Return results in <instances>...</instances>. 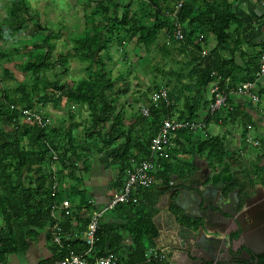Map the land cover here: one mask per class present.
<instances>
[{
	"label": "trees",
	"instance_id": "1",
	"mask_svg": "<svg viewBox=\"0 0 264 264\" xmlns=\"http://www.w3.org/2000/svg\"><path fill=\"white\" fill-rule=\"evenodd\" d=\"M135 1L138 7L146 12V15H150L154 11L156 15L153 22L162 20L161 23L147 24L142 22L136 11H133L132 15H130L129 5H126L122 14H120L118 11V6L121 5L119 0H98L97 5L92 8L91 14H103L106 23L96 28L92 35L76 37L72 55L79 57L83 61L96 64L99 72H94L88 79L81 80L77 85L71 81H65L64 84H60L57 81L52 84V87L57 90L61 89V96L75 101L79 105L87 104L89 106L96 118L94 127L97 126V132L105 148L110 147L120 139L123 140L111 154L112 160L121 166L117 187L123 182V175L125 170L131 166L132 159L140 161L149 156L151 140L157 133L160 124L167 117L173 116L171 104L167 106L165 102H161L159 107L152 106L150 116H144L140 113L142 116L137 118V122L141 125L149 123L153 127L148 139L142 140V138L132 136V128L136 125L126 127L124 113L122 111L117 112L115 102L125 94V90H118L114 98H110L109 93L114 88V82L106 71L105 54L103 52L108 48L107 46L110 42L119 37L121 31L127 25H129L127 31H131V37L135 36L137 41L143 43L145 47H149L153 43L161 26H166L171 30L170 41L184 42L187 46L194 47L195 53L193 52V55H195L192 57V61L197 64L193 72L198 76L194 84L186 85V87L194 90L201 100L202 93L205 91L206 95L207 93L209 94L211 83L219 77L223 86L228 84L234 87L241 82L253 80L259 71L260 56L264 53V40L260 43H255L256 41H252L249 37L248 31L253 20H245V18L240 16L237 13V7L229 0H218L217 2L213 0H183L178 10L174 13L176 18L172 19L167 14H162L161 17L158 15L161 11V5L168 0ZM199 6L203 8V12L195 15V7ZM28 8L29 5L26 0H13L6 18L0 22V42L9 37L11 33L21 31L28 26V20L24 16ZM168 10L173 11L174 9ZM257 18L264 27V15ZM177 21L182 25L184 31V39L180 41L173 35ZM235 26H241V36L236 38L237 42H242L245 39L253 48L260 46L258 48L260 49L258 56L246 60L243 65L238 64L234 48L231 45V41L234 40L233 30ZM202 31L206 32V35L216 38L215 46L205 55L198 53V51H201L198 41L199 34ZM204 37L205 35H203ZM45 41L48 42V38ZM51 50L52 46H50V51L31 58L26 63L25 70L31 71L33 74H39L49 68L51 65L49 60ZM223 52H227L230 57L225 58L222 54ZM4 57L5 53L0 51V59ZM61 63H66L64 56H62ZM237 73L242 76L239 77L236 75ZM49 93L45 90L43 97L51 99V96H47ZM261 94H264V91ZM206 95L203 99V109L196 106L194 108L190 107L187 115L178 116L180 119L191 121L201 120L203 125L197 130L187 129L177 134L175 139L176 146L170 150V158L163 160L157 172L154 173L164 183H168L171 180V175L178 168L185 170V174L192 172L191 163H182L181 160H175L179 153L206 154L209 160H215L218 165H221L226 157L232 158L235 154L226 148L223 137H209L206 133L208 124L218 122L222 113L207 114L210 98H207ZM24 96L25 100L23 101L27 102L25 106H20L22 101L16 99L6 101L3 98L0 100V116H5L10 124H16L8 134L0 132V182L4 184V189L9 191L0 200V214L4 222V226L0 228L1 264H8V258L12 254L25 253L29 249L31 242L41 231L47 229L50 232L55 223L51 207L53 204H57L61 208V201L57 200V196L61 191H59L60 188L54 191L53 173L48 171L42 178H39L37 180V182L39 181L38 186H26L23 181L24 168L26 166L31 168L46 161L54 164L52 157L56 154L61 160V169L56 172V177L58 183H62L65 179V174H63L62 170L66 169L68 171L66 175L69 174L71 177H75L76 168L78 167L77 161L79 160L77 148L72 144L74 136L71 130L67 132L68 143L71 146L63 147L64 143L58 140L60 133H58L56 128L49 130L50 125H47L48 123L43 127L38 124L33 126L37 133L38 151L27 150L22 146L23 134L20 131L19 124L23 114L19 108L34 109V100L28 94ZM169 98H171L170 91ZM150 101L151 99L149 98ZM160 113H164L161 119H159ZM233 115H235L234 111H226L225 119H231ZM108 123H111L108 125V130L99 128L106 126ZM134 144L138 148L136 155L130 152ZM262 157L260 156L251 164L252 172L258 175L262 170V167L259 166V161ZM172 158L174 159L171 160ZM238 165L242 170L239 172L240 176L237 178L236 185L241 192L244 189L250 192L253 191L255 180L250 178V169L246 168L247 166L244 165L242 160L239 161ZM243 180L248 185V188L241 185ZM154 183L151 187L138 192V202L119 204L99 218L94 248L89 257L91 262L94 261V257L115 253L124 264H163L157 259L148 260L147 258L148 249L152 245L153 239L159 235L154 223V217L158 212L155 203L161 192L154 190ZM14 191H18V196L15 195ZM152 192H155V195L151 194ZM80 195V203H84L86 194L80 191ZM75 213L78 217L77 211ZM90 218L91 215L83 222V229L89 223ZM69 226L68 221H66L62 226V232L59 233H66ZM127 239L129 243L125 244ZM87 248L88 245L85 240L80 237L69 239L64 241L63 247H58L60 252H58V249H54L52 256L40 260L37 264H53L67 255L70 250L83 252ZM260 264H264V257L261 259Z\"/></svg>",
	"mask_w": 264,
	"mask_h": 264
},
{
	"label": "rangeland",
	"instance_id": "2",
	"mask_svg": "<svg viewBox=\"0 0 264 264\" xmlns=\"http://www.w3.org/2000/svg\"><path fill=\"white\" fill-rule=\"evenodd\" d=\"M26 1L29 8L23 15L28 20V26L21 31L11 33L9 37L0 42V51L5 53V57L0 59V100L3 98L6 101L16 99L22 101L20 106H25L27 102L23 101L25 100L24 95L28 94L34 100V110L44 118H47V125H50L49 130L56 128L58 133H60L58 140L64 143L63 147L71 146L68 143L69 137L67 134L71 130L74 136L72 144L76 146L79 161H81L87 154L95 155L98 150L102 149L103 141L97 132V126L94 127L96 118L87 104L79 105L75 101L68 100L60 95L61 89L57 90L52 87V84L57 81L60 84H64L65 81H71L77 85L81 80L88 79L94 72H99L96 64L83 61L79 57L73 56L72 53L74 39L82 35H92L96 28L106 23L104 21L105 17L103 14H91L92 8L97 5L98 0ZM213 1L217 2L218 0ZM231 1L236 6L237 1ZM119 2L121 3L118 6L120 14H122L125 6L129 5L130 15H132L133 11H136L140 20L144 23L153 24L156 22L160 24L162 21L155 20L153 22L156 13L154 14V11H152L150 15H146V12L138 7L135 0H119ZM181 2L183 0H168L164 2L158 15L161 17L162 14H167L171 19L174 18V13L178 10ZM12 3L13 0H0V22L6 18ZM168 9L174 10L169 11ZM201 12H203L202 7H195V15ZM128 26L121 31L117 39L110 42L107 46L108 48L103 52L105 54L106 71L114 82V88L109 93L110 98H114L118 90H125V94L115 102L116 107L119 108V106L126 103L127 105L130 104V107L133 106L134 112L137 110L133 113V119H128V122L134 123L137 121V118L142 116L140 106L149 104L152 92L163 87L171 93L169 100L172 106L171 113L174 117L187 115L190 107L194 108L196 106L203 109L205 91L202 93L201 100L194 90L186 87V85L194 84L198 76L193 72L197 64L192 61V57L195 55H193L194 47L191 48L184 42L170 41L171 30L166 26H161L153 43L149 47H145L143 43L137 41L134 35V37H131V31H127ZM48 34L49 36L47 37ZM201 35H205V37L201 38ZM233 35L234 40L231 41V45L234 48L236 59H239L240 56L244 60H248L258 56L260 49L253 47H245L243 49V42L236 41V38L241 36V26H235ZM47 38L48 42L45 41ZM198 42L201 48L198 53L205 55L215 46L216 38H212L202 31L199 34ZM50 46H52V50L50 52L49 60L51 65L49 68L39 74H33L31 71L25 70V65L31 58L50 51ZM222 54L225 58L230 57L227 52ZM62 56L66 58L65 64L61 63ZM45 90L50 92L47 96H51V99L43 97ZM206 97H209L208 93ZM262 103H264V99ZM223 114L224 116L226 115V113ZM163 115L164 113H160L159 119ZM35 124L34 120L30 121L24 116H22L19 124L20 131L23 134L22 146L27 150H39L36 142L37 133L33 127ZM110 124L108 123L106 126L99 128L108 130V125ZM14 126L16 124H10L5 116H0V132L8 134ZM129 126H131L129 123L128 125L126 124V127ZM216 127L215 125L211 126L209 131L211 133L216 132ZM229 128L231 131L234 129V127ZM152 129L153 127L149 123L133 126L132 136L147 140L152 133ZM251 135L254 141L264 144V135L261 136L256 130H253ZM243 140L248 145H252L246 139ZM55 161L61 164L59 158ZM59 163L54 165L53 168L50 161L36 164L31 168L26 166L23 171L25 185L38 186L39 181L37 182V180L47 174L48 171L51 172L54 169L58 171ZM245 165L248 168V163ZM4 188V184L0 182V200L9 193ZM65 189L68 190L69 186L61 183V192H59L57 200L61 201L62 209L76 212L72 204L67 206L68 203L65 202V192L63 191ZM14 193L18 196V191H14ZM3 226L4 222L0 214V228ZM16 255L21 257L23 254Z\"/></svg>",
	"mask_w": 264,
	"mask_h": 264
},
{
	"label": "crops",
	"instance_id": "3",
	"mask_svg": "<svg viewBox=\"0 0 264 264\" xmlns=\"http://www.w3.org/2000/svg\"><path fill=\"white\" fill-rule=\"evenodd\" d=\"M236 1L237 13L243 18H245V20H253V23L248 31L250 39H252V41H256L255 43H260L264 40V27L262 22L257 17L264 15V0ZM242 42L243 49H245V47H252L251 44L245 39H243ZM259 47L260 46H257L256 48L258 49ZM237 61L238 64L243 65L246 60L239 56V59H237ZM236 75H238L239 77L242 76L238 73ZM258 90L260 95V101L256 103L252 102L251 99L246 95L231 94L232 102L235 105V115H233L231 119H225L223 113H226V111H224L220 114L218 122H212L208 124L206 129V133L209 136L223 137L226 148L231 152L235 153L232 158L226 157L225 159H228L231 165L234 168L238 169V172H235V175L236 173L238 174L236 175L237 178L240 176L239 172H241L242 170L241 167L238 165L239 161L242 160L244 165L245 163H248V168L250 169V178L252 180L257 179L254 184L255 188L260 186L261 179L259 177L260 174L258 175L252 172L253 170L251 164L257 158L263 156L262 159L259 161V166L262 167V171L260 172H264V144H259L257 146H254L252 144L250 146L243 139H245L247 134L252 137L251 134L253 130H256V132H258L261 136L264 135V103H262V100L264 99V94H261V92L264 91V82L259 86ZM129 105L130 104L127 105L126 103H124L123 105L119 106V108L117 107V112L122 111L124 113L127 125L129 123L130 125L139 126L140 124L137 121H135L134 123L128 122V119H133V113L137 111L136 110L134 112V110L132 109L133 106L130 107ZM214 125L217 126V131L211 133L209 129L211 126ZM249 126H251V128H249ZM229 127H234L233 130L235 131H231ZM229 131L231 132L229 133ZM256 139L259 140L258 138ZM120 140L114 142L108 148L102 146V149L98 150L95 155L87 154L81 159V161L78 160V167L76 168L75 177H71L69 174L66 175L68 172L66 169L62 170L63 174H65V179L62 181V183L69 186L68 190H63L65 192V202L68 203L67 206L72 204L78 214V217L76 213H73L72 216H66L64 217V219L61 220V230L59 232H62V226L63 224H65L66 221H68L70 225L66 233H57L62 237L63 244L66 240L76 239L78 237L84 240L83 234L86 230V227L83 229V222L85 221V219L88 218V216L98 210H101L103 206H106L111 198V195L118 188L117 181L119 178L121 166L119 163L112 160L111 154L118 147V144L123 142V140ZM130 152L135 155L138 153V148L135 144L130 149ZM173 159L174 158H172L171 160ZM175 160H181L182 163H191L193 167L192 172L190 174H185V170H182V168H178L171 175V180L168 183H164L162 179L157 178L154 174V190L161 192L157 197L155 203V207L158 209V212L154 217V223L158 229L159 235L153 239L152 245L148 249L147 255L150 254V251L153 248H157L163 251L166 254V258L161 261L163 262V264H185L186 262L184 257L181 256L182 252L174 250L170 245L171 242L176 246L179 244L182 245L183 242L179 235V225L176 222V214L177 212L181 214V209L178 208L174 203L179 193L177 192L172 196L174 189L181 186V183L186 178H188L194 171L201 169L206 163H209L210 165L213 164L212 166H216L215 168H219L221 166L218 165L215 160H209L206 154L200 155L179 153ZM54 165H58V163H52L53 167ZM59 169H61L60 163L58 170ZM157 170L158 168L155 172H157ZM50 173H52V171ZM195 183L197 182L195 181ZM244 183L245 182L243 180V183H241V185H244L245 188H248V185ZM59 188V191H61V183H59ZM187 189L189 191L193 190L192 188ZM80 191L86 194V201L84 203H80ZM151 194L155 195V192H152ZM71 195H73V198L71 197ZM193 197L194 196L190 192L189 195L184 194L183 204L190 208V206H192L191 200H193ZM67 217L69 218L67 219ZM111 220L114 221L115 219ZM210 230L211 229H209L208 234L212 235ZM75 234L77 236H75ZM220 236L226 238V234H220ZM53 237V227L50 232L47 229L41 231L39 235H37V237L31 242L29 249L25 253H23L21 257H18L16 254H12L8 258V264H37L40 260L52 256L54 249H58V247H61V244L59 245L54 242ZM128 243L129 240L127 239L125 244ZM58 252H60V249H58Z\"/></svg>",
	"mask_w": 264,
	"mask_h": 264
},
{
	"label": "built area",
	"instance_id": "4",
	"mask_svg": "<svg viewBox=\"0 0 264 264\" xmlns=\"http://www.w3.org/2000/svg\"><path fill=\"white\" fill-rule=\"evenodd\" d=\"M174 37L177 40L184 39V31L180 23H176L173 32ZM203 35H201V38ZM264 82V53L261 54L259 59V71L257 76L250 81L241 82L237 86H230L225 84L223 86L220 77L213 81L209 88L210 103L207 107V114L215 115L218 112L234 111L235 105L232 102L231 94H239L248 96L252 102H259V86ZM151 101L149 104H142L140 106V112L144 116H150L151 107H159L161 102H165L167 106L170 105L169 91L166 88H160L155 90L150 95ZM19 108V107H18ZM22 114L28 120H34L36 124L42 127L48 123L47 118H44L40 113L34 109H22ZM203 125L201 120L191 121L188 119H180L178 116L167 117L159 126L157 133L153 136L150 147L149 156L140 161L135 159L131 160V166L125 170L123 175V182L113 192L109 202L104 208L91 214L89 223L84 231V240L88 245V248L83 252H75L70 250L63 258L55 261L53 264H123L120 258L115 253H108L107 255L94 257V261L91 262L89 257L94 248L95 234L98 228L99 218L110 209H113L119 204L136 203L138 202V192L149 188L155 182L154 172L161 166L163 160L170 158V150L176 146L175 139L177 134L182 130H197ZM251 128V126H249ZM246 141L252 143L254 146L259 145L258 141L247 134ZM58 156L53 155L52 160H56ZM57 163V161H55ZM59 163V162H58ZM53 168V166H52ZM57 170L54 169L53 173V188L54 191L59 190V183L56 177ZM53 218L56 220L53 226L54 242L64 246L62 237L57 234L61 230V220L66 216H72L73 212L69 209H61L57 204H53L51 207ZM75 236H77L75 234ZM148 260L157 259L162 261L166 258V254L153 248L150 254L147 255ZM1 264V262H0Z\"/></svg>",
	"mask_w": 264,
	"mask_h": 264
},
{
	"label": "water",
	"instance_id": "5",
	"mask_svg": "<svg viewBox=\"0 0 264 264\" xmlns=\"http://www.w3.org/2000/svg\"><path fill=\"white\" fill-rule=\"evenodd\" d=\"M235 172H238V169L234 168L228 159H224L219 168L206 163L201 169L194 171L186 178L181 186L174 189L172 196L177 192L179 193L174 203L181 209V214L179 212L176 214V217L181 221L175 218L181 228L179 235L183 242L182 245L176 246L172 242L170 245L174 250L182 252L181 256L184 257L185 264H208L212 262L207 256V252L213 248V240L217 242V239H223L224 237L217 236L214 238L215 236L208 234L210 216L222 221H230L240 231L242 224L240 217H243L245 210L239 209L241 199L238 192L231 190V186L236 179ZM187 188L193 190L189 191ZM189 192L194 196L191 202L195 203L196 211L198 214L201 213L199 215L194 216L189 212L190 208L183 204V195H189ZM201 209H203V212ZM245 220L247 219L245 218ZM219 232V234L226 233V231ZM238 236H240V233ZM220 248L227 253L231 251L227 240ZM263 251L264 245L259 250L254 247L247 248L243 250V253L252 257V253L257 256ZM235 253L237 254V251ZM232 258L233 261L230 264H245L240 261L242 257L238 255L234 254Z\"/></svg>",
	"mask_w": 264,
	"mask_h": 264
},
{
	"label": "flooded vegetation",
	"instance_id": "6",
	"mask_svg": "<svg viewBox=\"0 0 264 264\" xmlns=\"http://www.w3.org/2000/svg\"><path fill=\"white\" fill-rule=\"evenodd\" d=\"M262 171V170H261ZM236 175H238L236 173ZM261 183L259 187H254L253 191L243 190L241 192L240 188L236 185L237 176L231 186V190L238 192L241 199V205L239 209H244L243 217H240L241 227L237 230L234 223L230 221H223L210 216L209 217V228L212 236H220L219 231H226V238L213 240L212 249L207 252V256L212 262L208 264H230L233 261V255H238L242 257L240 260L245 264H260L261 259L264 257V251L259 255H254L252 257L248 254L243 253V250L250 249L254 247L255 249H261L264 245V172H260ZM189 212L194 216L201 214L195 210V203H191ZM180 210V209H179ZM181 211V210H180ZM203 212V209H201ZM245 218L247 220H245ZM179 220V219H178ZM181 221V220H180ZM181 230V228L179 227ZM184 233L183 231H181ZM240 233V236L239 233ZM228 241L229 248L231 251L227 253L225 250L221 249L220 246ZM220 245V246H219ZM237 251V254L235 253ZM231 252V253H230ZM256 258V259H255Z\"/></svg>",
	"mask_w": 264,
	"mask_h": 264
}]
</instances>
